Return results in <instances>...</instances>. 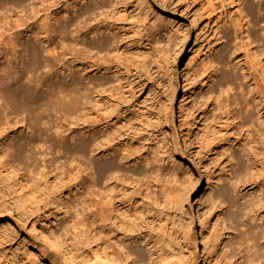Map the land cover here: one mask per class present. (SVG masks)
Wrapping results in <instances>:
<instances>
[{"label": "bare ground", "instance_id": "6f19581e", "mask_svg": "<svg viewBox=\"0 0 264 264\" xmlns=\"http://www.w3.org/2000/svg\"><path fill=\"white\" fill-rule=\"evenodd\" d=\"M81 1L85 0H75L73 6L70 0H0L1 156L11 167L18 162L33 171L52 151L63 148L78 168L73 189L86 191L88 241L76 239L68 245L63 232L42 219L41 240L32 238L31 245L41 264H211L209 255L219 257V241L225 233L215 228L211 240L206 238L209 223L201 212L199 221H181L178 240L153 234L154 218L166 212L173 200L178 171L143 142V127L127 106L122 85L112 78L122 70L116 6L112 0ZM240 10L239 26L249 44L262 42L263 60L264 2L259 3L257 17ZM68 62L74 68L70 78L52 75ZM222 62L215 60L212 81L226 66ZM236 84L249 88L245 98H235L231 111L234 120L240 118L237 123L247 126L248 143L243 148L250 150L249 163L242 167L244 156H234L239 171L218 175L217 181L210 177L208 190L220 186L210 197L231 221L229 232L240 228L226 245L230 253L239 254V262L250 259L257 264L264 259V113L260 93L254 91L258 81L248 70L240 69L219 89L234 95ZM170 114L173 117V110ZM25 126L31 128L30 135L13 137ZM22 176L18 172L13 185L15 206L28 209L38 188H28ZM227 178L230 182L222 184ZM187 197L185 192L184 201ZM63 200L68 202L64 196Z\"/></svg>", "mask_w": 264, "mask_h": 264}, {"label": "rangeland", "instance_id": "374dc122", "mask_svg": "<svg viewBox=\"0 0 264 264\" xmlns=\"http://www.w3.org/2000/svg\"><path fill=\"white\" fill-rule=\"evenodd\" d=\"M70 1L74 6L75 0ZM112 2L117 10L116 31L122 37L118 53L121 75L112 78L114 83L122 85L127 106L138 125L143 127V142L153 155L167 157L166 164L178 171L173 200L168 202L166 212L154 218L156 230L153 234L178 240L181 238V221L186 218L199 221L201 212L209 223L206 238L211 240L215 228L217 232L225 233L219 241V257L217 253L210 254L209 262L252 264L250 259L239 262V254L230 253L231 248L226 245L234 240L240 228L229 232L231 221L221 213V205L213 203L210 197L220 186L212 190L208 187L210 177L217 181L218 175L239 171L234 156H244L242 167L249 163L250 150L243 148L248 143L247 126L243 128L237 123L240 118L237 121L231 117L235 98H245L249 88L243 89L236 84L234 97L228 91H220L219 85L227 79H235L240 69L248 70L251 78L258 81L254 91L260 93L264 113V59L260 53L263 44H249L246 33L239 26L241 7L257 17L259 3L264 0ZM85 3L86 0L81 1V4ZM65 5L63 3L62 7ZM220 58L226 66L212 81L210 75L215 60ZM72 70L74 68L68 62L63 68L57 66L52 75L70 78L68 74ZM245 105L246 102H242V106ZM256 118L259 124L258 115ZM24 132L32 133L30 127H20L13 132V137L17 139ZM67 136L71 141L69 130ZM167 151H172L170 156H166ZM2 152L0 149V235L11 233V237L0 236V264H41V256L31 245V239L41 240L39 221L42 219L63 232L68 245L74 244L76 239L88 241L86 191L83 188L79 193L78 189H73L78 168L71 162L70 153L63 148L54 150L42 161L40 168H36L37 171H32L28 170V165L18 162L13 165L15 168L11 167L1 156ZM18 167L22 168L17 171ZM18 172L24 175L21 178H26L24 183L28 188H38L28 209L15 206L13 185L17 184ZM228 182L230 178L222 184ZM185 192L187 201L183 199ZM247 192L248 189L241 193ZM234 194L238 198V190ZM159 198L164 200L163 194ZM191 233L194 236V231ZM257 264H264V259Z\"/></svg>", "mask_w": 264, "mask_h": 264}]
</instances>
